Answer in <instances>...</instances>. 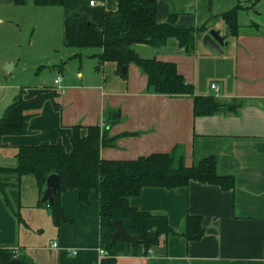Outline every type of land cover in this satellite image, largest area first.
<instances>
[{"label":"crops","instance_id":"0c3cea01","mask_svg":"<svg viewBox=\"0 0 264 264\" xmlns=\"http://www.w3.org/2000/svg\"><path fill=\"white\" fill-rule=\"evenodd\" d=\"M25 1L18 5L14 0H0V25L17 27L21 8L30 9L39 20L31 22L32 36L37 26L45 29L43 53L68 48L64 41L67 16L84 15L100 29L104 11L117 8V0H64L62 6L45 7L34 6L33 0ZM248 1L230 0L228 4V0H157L158 23H163L170 13H177L179 25H206V31L198 33L194 52L189 55L174 38L160 48L132 46L142 58L175 63L178 72L194 86L195 95H214L221 102L248 100L238 114L195 117L191 96L149 93L146 75L132 63L125 79L113 62L97 64L89 70L81 65L69 80L54 73L62 77L60 87H54L61 91L60 111L47 101L39 114L30 118L31 133L0 137V166L16 165L18 146L60 140L69 150L71 127L81 125V134L85 135V127L102 126L106 115L119 111L120 120L108 129V137H120L112 146L100 148L102 159L133 160L175 151L190 166L214 155L218 173L234 176L235 187L224 191L216 185L191 181L186 187L171 190L143 188L140 195L130 198L131 206L166 215L176 232L183 231L188 215L199 216L204 234L197 241L176 235L161 237L156 253L120 255L113 264H264V3L258 0L253 7L239 10L236 38L229 36L220 17L238 4L249 6ZM224 7L228 8L222 10ZM242 13L245 24L240 21ZM209 30L224 37L220 52L229 69L214 80L208 67L214 50L202 43ZM35 43L32 40L33 46ZM97 51L96 54L101 50ZM48 52L41 55L47 56ZM86 53L72 50L71 58L82 63ZM2 63H11L10 70L17 66L9 57ZM212 84L218 87L217 93ZM19 89L17 82L2 86L0 117ZM48 90L38 85L25 90L24 96L32 98ZM0 182L8 184L5 193L0 192V247L20 251L30 264H102L98 202L93 191L89 205L79 202L77 190L61 194V206L71 221L57 228L48 203L38 205L40 194L32 175L0 174ZM54 242L56 247L52 246Z\"/></svg>","mask_w":264,"mask_h":264},{"label":"trees","instance_id":"16d2710c","mask_svg":"<svg viewBox=\"0 0 264 264\" xmlns=\"http://www.w3.org/2000/svg\"><path fill=\"white\" fill-rule=\"evenodd\" d=\"M250 1L254 3L258 0L248 2ZM14 2L18 5L26 3L25 0ZM33 4L36 7L62 6L64 0H33ZM252 5L244 7L238 4L220 14L230 37L238 36L239 10L248 9ZM156 13L157 0H117L116 10L104 11L100 29L86 16L71 14L64 20L66 47L100 49L99 53L93 55L97 58L98 66L105 62L115 63L117 72L123 79L127 77L128 65H136L146 75V88L149 93L191 96L195 117L216 113L238 114L248 100L233 98L228 102H221L214 95H195L194 86L178 72L175 63L142 58L134 51L132 46L135 44L160 48L168 39L174 38L189 55L194 52L198 33L207 29L206 25L197 28L179 25L177 13H170L163 23H158ZM24 93L25 90L20 88L0 117V137L31 133L29 120L39 114L47 101L54 110H61L59 89L50 88L32 98H25ZM119 120L120 112L112 111L106 115L102 126L85 127V135L81 134V125L71 127L69 150L60 140L18 146L16 165L0 166V174L34 177L40 194L38 205L46 204L41 202L46 178L50 174L58 175L60 188L53 204L48 205L52 222L57 228L61 223L71 221L61 206V194L68 190H77L79 202L89 205V196L93 191L98 202L100 247L107 253L102 264H113L120 255L153 254L151 248L158 249L161 237L176 235L186 241H197L203 236L204 229L199 216L188 215L183 231L176 232L166 215L138 210L131 206L130 198L140 195L143 188L171 190L186 187L191 181L216 185L224 191L235 187L234 176L218 173L214 155L205 156L190 166H186L184 158L175 151L152 153L133 160L102 159L100 148L112 146L116 138L120 137H108V129ZM7 185L0 182V192L5 193ZM5 201L9 206V200L6 198ZM16 215L19 217L17 213ZM115 220L122 222L126 232L138 240L137 244L122 238L111 243ZM14 258L20 260L18 264H30L20 251L0 247V264H11Z\"/></svg>","mask_w":264,"mask_h":264},{"label":"rangeland","instance_id":"374dc122","mask_svg":"<svg viewBox=\"0 0 264 264\" xmlns=\"http://www.w3.org/2000/svg\"><path fill=\"white\" fill-rule=\"evenodd\" d=\"M262 2L264 3V0H262ZM228 4H231L230 0H228ZM248 4L255 5V2L253 3L250 1ZM226 8L228 7L221 9L224 10ZM20 11L21 13L19 16H21V18L17 27L9 24L8 26L0 25V34H3V36H0V89H2L3 85H7V83L16 82L19 84L20 88L24 90H27L28 88H36L38 85L46 89L54 88V73L58 72L61 76H64V80H69L71 77H75V73L81 65L85 70H89L93 69V67L98 64L97 60L93 58L94 56L92 57L93 54L95 55L96 52H98V48L96 47L81 49H65L59 47L56 53L46 51V53L48 52L50 54L42 56L41 54H46L42 52V48L45 47L46 43L43 36L45 29L37 26L34 35L32 36L31 25L33 22L39 21L35 18V15L37 14L33 16L31 10L24 7H22ZM244 20L245 14L242 13L240 16L242 24H245L243 23ZM32 40H35V46L31 44ZM72 50L86 51L87 57H85L82 60V63H80L78 59L71 58ZM215 51L216 50L213 52L214 56L210 59L208 64L209 69L214 73V75H212V80L221 76V74L226 73L227 71H225V69L229 70L222 62L224 58L220 52L221 50ZM5 57L11 58L12 62L16 63L17 66L14 70H10L9 64L11 65V63L3 65L2 60ZM48 62L52 63L48 64ZM59 66L62 67V71H59ZM2 75L3 77H1Z\"/></svg>","mask_w":264,"mask_h":264},{"label":"water","instance_id":"95a60500","mask_svg":"<svg viewBox=\"0 0 264 264\" xmlns=\"http://www.w3.org/2000/svg\"><path fill=\"white\" fill-rule=\"evenodd\" d=\"M204 45H207L210 49H214L216 51H220V47L224 44V37L220 36L218 31L209 30L203 37ZM60 188L59 177L57 174H50L45 180V188L43 195L41 197L42 203H48V205L53 204L54 197L57 195V191ZM113 226L115 231L111 234V243L114 242L118 238H122L123 240L137 244L138 240L133 236L128 234L122 225V222L119 220H115L113 222ZM153 253H156L158 250L155 247L151 248ZM20 260L18 258L12 259L11 264H18Z\"/></svg>","mask_w":264,"mask_h":264},{"label":"built area","instance_id":"2783aa9c","mask_svg":"<svg viewBox=\"0 0 264 264\" xmlns=\"http://www.w3.org/2000/svg\"><path fill=\"white\" fill-rule=\"evenodd\" d=\"M90 4H93V1H91ZM61 81H62V77L60 75H57L53 80L54 86L59 88L61 85ZM211 88L215 91V93L218 92V87L215 84H212ZM52 246L56 247L57 243L56 242L52 243ZM99 254L100 257H105L107 255V253L103 249H99Z\"/></svg>","mask_w":264,"mask_h":264}]
</instances>
